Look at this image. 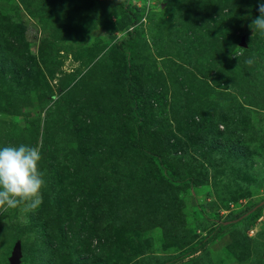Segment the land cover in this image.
<instances>
[{
  "label": "rangeland",
  "instance_id": "obj_1",
  "mask_svg": "<svg viewBox=\"0 0 264 264\" xmlns=\"http://www.w3.org/2000/svg\"><path fill=\"white\" fill-rule=\"evenodd\" d=\"M261 2L0 0V146L39 144L46 182L0 213V264H264Z\"/></svg>",
  "mask_w": 264,
  "mask_h": 264
},
{
  "label": "clouds",
  "instance_id": "obj_2",
  "mask_svg": "<svg viewBox=\"0 0 264 264\" xmlns=\"http://www.w3.org/2000/svg\"><path fill=\"white\" fill-rule=\"evenodd\" d=\"M258 11L260 14L250 27L252 32L259 31L264 35V2L259 3ZM41 159L39 144L0 146V213L10 209L34 212L41 206L46 183L39 167Z\"/></svg>",
  "mask_w": 264,
  "mask_h": 264
},
{
  "label": "trees",
  "instance_id": "obj_3",
  "mask_svg": "<svg viewBox=\"0 0 264 264\" xmlns=\"http://www.w3.org/2000/svg\"><path fill=\"white\" fill-rule=\"evenodd\" d=\"M131 16H132V21L135 22L136 19H137V15L135 13H131ZM125 41H127V39L121 40L120 42L116 43L115 46H116L117 50L122 53V55L124 57V61L126 62V65H128V63H130V58L128 57V48L124 46L125 45ZM12 42H15V41L14 40H11V43ZM15 46H17V44L13 43L12 44V47H15ZM18 46H20V45H18ZM3 48L5 49V51L4 52L0 51V82L2 80H4L10 74V72H13L16 69L15 68L16 67L15 66L16 58H12V56L10 58L8 56L9 53L5 54L6 51H8V49L11 48V47L8 45V46H4ZM124 72H125V74H124V77H125L124 78V83H125L126 81L129 80L128 79L127 67H125ZM5 73H7V75H5ZM29 73L30 72H25L24 74H27L28 75ZM129 83L130 82L128 81L125 84L128 89H129ZM132 89L133 88L131 87L130 90H132ZM136 94H137V92H135L134 95H133V101H134V98L136 97ZM132 104H134V107L133 108L136 109V107H135L136 104L133 103V102H132ZM132 116H133V119H134V124L137 125V123L139 122V115L136 112L133 111L132 112ZM219 116H220L219 121H221V122H225L227 120V121H231L232 123H235L234 125L239 124V122H237V120H235L236 118L240 117V114H239V112L237 110L232 109L229 113L223 114V115H219ZM134 138H135L136 141H138L136 135L134 136ZM49 184H50L49 186H50V193H51V195H50V197H48L49 198V201L48 202H51L54 205L57 204L58 202L60 203V200H59L60 198L63 199V196H65V194L62 195V192H65L66 191V190H64L66 187H70L67 190V192L72 189V187L70 186L71 184L70 185H66L64 187L61 186L59 182L56 184V182L54 180H52V177H50ZM79 198L86 199L85 197H79ZM81 200L79 199V201H81ZM42 224H43V226H42L40 232L43 233L44 237L47 239L49 237V235H50V230L52 228L48 225L47 222H45V224L42 222ZM226 227H227V225L225 223H219L217 225V228H216V234L217 235L220 234ZM55 229L57 231H61L60 225H57V227ZM213 237L214 236H212L211 234H209L203 240L205 242H209L211 239H213ZM45 245L46 244H44V246ZM195 245H196L195 243L191 245V248H193L192 250L195 249Z\"/></svg>",
  "mask_w": 264,
  "mask_h": 264
},
{
  "label": "water",
  "instance_id": "obj_4",
  "mask_svg": "<svg viewBox=\"0 0 264 264\" xmlns=\"http://www.w3.org/2000/svg\"><path fill=\"white\" fill-rule=\"evenodd\" d=\"M240 45L245 46V41H244L243 36H241ZM20 255H21L20 254V243L19 241H16L13 246L11 256L9 257V264H19Z\"/></svg>",
  "mask_w": 264,
  "mask_h": 264
}]
</instances>
